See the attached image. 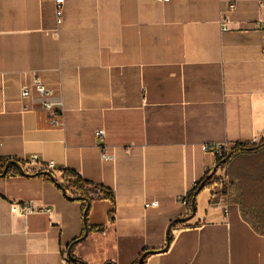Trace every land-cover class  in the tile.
I'll list each match as a JSON object with an SVG mask.
<instances>
[{
	"label": "crops",
	"instance_id": "0c3cea01",
	"mask_svg": "<svg viewBox=\"0 0 264 264\" xmlns=\"http://www.w3.org/2000/svg\"><path fill=\"white\" fill-rule=\"evenodd\" d=\"M56 7L0 0V156H40L0 176V264H64L85 234L82 202L32 175L50 164L114 191L88 216L104 231L72 247L87 264H136L145 250L144 264H264V234L229 190L201 191L196 214L172 224L191 215L179 198L217 166L204 145L264 140V0H65L60 22ZM34 76L63 102L62 128L34 89L22 98ZM30 202L51 212H13Z\"/></svg>",
	"mask_w": 264,
	"mask_h": 264
},
{
	"label": "trees",
	"instance_id": "16d2710c",
	"mask_svg": "<svg viewBox=\"0 0 264 264\" xmlns=\"http://www.w3.org/2000/svg\"><path fill=\"white\" fill-rule=\"evenodd\" d=\"M10 161H15L23 166L25 165L24 160L0 156V176H6L11 173L20 174L17 166L13 164L9 167L7 174L4 175L6 165ZM228 162L229 173L227 168L225 181L217 177V171L210 178V172H208L203 179L198 181V186L192 188L187 194L186 201L189 213H193L194 199L197 198L201 191L211 187H217L222 193H226V191L229 190V197L233 202L239 203L243 216L253 224L258 232L264 234V140L259 143H236L234 147L228 150L222 157L217 156V170L227 167ZM54 172H59L61 174V181L49 174L53 173L54 175ZM32 175L42 176L53 181L69 196V198L82 202L85 218V232L104 231V226L89 225L88 216L93 202L102 199L115 202V194L112 189L86 180L76 170L68 168L56 167L54 170H51L45 166L40 171L32 173ZM88 204H90L89 208H87ZM113 212V210L110 212L111 216ZM172 224L183 223L173 222ZM171 240L172 239H170V242ZM77 241L78 239L73 241V245L77 243ZM146 252L147 250L142 253L140 258ZM150 254L151 253L147 254L143 258L142 264H144ZM72 257L73 258H68L70 264H87L74 254H72ZM138 263L139 261L136 264Z\"/></svg>",
	"mask_w": 264,
	"mask_h": 264
},
{
	"label": "built area",
	"instance_id": "2783aa9c",
	"mask_svg": "<svg viewBox=\"0 0 264 264\" xmlns=\"http://www.w3.org/2000/svg\"><path fill=\"white\" fill-rule=\"evenodd\" d=\"M158 2H165L167 0H156ZM56 11H57V16H58V20L59 22L62 20V15H63V6L65 4V0H56ZM235 8V4H231L229 9H234ZM220 25H221V30L224 31H228L230 30V19L226 14H222L221 18H220ZM263 60H264V56H263ZM32 89H34L36 91V93L42 98V106H43V110L46 111L47 113L51 114V119H50V124L51 127L53 128H62L64 126V105L63 102L61 100H54V91L50 88H48L47 86H45L42 81L40 80V78L38 76H34L33 79V83L32 86H24L22 88V98H29L32 95ZM96 136L104 142L105 136H106V132L104 129H98L96 131ZM203 150L206 152H214L217 156H223L225 153L228 152V149L225 146L222 145H204L203 146ZM115 153L111 152L108 150L107 146H105V144L101 145V159H103L104 161H115ZM25 161V165L23 166L24 169L27 171H29L30 169H28L26 166L28 164H39L40 163V156L37 154H33L31 156H29L27 159H24ZM46 167H48L51 170H54L56 168L55 165L50 164L47 165ZM221 171V169H219ZM31 171V170H30ZM218 172V170H217ZM216 172V175H217ZM224 172V171H223ZM220 178L225 181V175H221ZM196 186H198V181H195L193 184L192 188H195ZM222 194V192L220 191V189H218L217 187H215L213 189V194H212V198L213 199H217L220 195ZM187 195L182 196L179 198V201L184 204L185 206H187V201H186ZM13 212L22 215V216H26L28 214L31 213H35V212H42V213H50L51 210L50 208H45V209H37L34 204L32 202L30 203H26V204H15L13 205ZM68 253L65 254V256L63 257V263L64 264H70L68 261Z\"/></svg>",
	"mask_w": 264,
	"mask_h": 264
},
{
	"label": "water",
	"instance_id": "95a60500",
	"mask_svg": "<svg viewBox=\"0 0 264 264\" xmlns=\"http://www.w3.org/2000/svg\"><path fill=\"white\" fill-rule=\"evenodd\" d=\"M13 164L17 166V168H18V170L20 171L21 174H26V170L24 169L23 165H21V164L15 162V161H10V162L6 165V168H5V171H4V175L7 174L9 167H10L11 165H13ZM216 171H217V167H215L214 170L210 173L209 178L212 177L213 174H214ZM49 174H50L52 177H54L53 173H49ZM202 187H203V186H202ZM202 187H201V189H202ZM89 207H90V204H88L87 208H89ZM196 211H197V207H196V199H194V211H193V213H192L189 217H187V218L177 219L176 221H178V222H182V221L190 220V219L196 214ZM169 232H170V231H169ZM87 234H88V231H86L85 234H84V236H82L81 238H79L78 241H82V240L86 237ZM168 234H169V233H168ZM78 241H77V242H78ZM169 244H170V237H168V243H167V246H168ZM72 247H73V243L70 245V247H69V251H68V256H69L70 258H73V257H72V253H71ZM152 252H153V251H147L146 253H144V255L140 258L138 264H142V263H143V258H144L147 254L152 253Z\"/></svg>",
	"mask_w": 264,
	"mask_h": 264
}]
</instances>
